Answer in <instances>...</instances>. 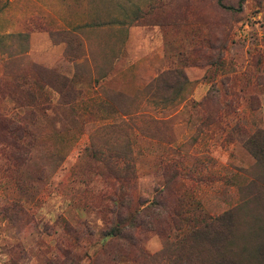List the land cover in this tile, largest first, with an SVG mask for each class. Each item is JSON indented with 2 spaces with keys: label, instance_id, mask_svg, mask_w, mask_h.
Masks as SVG:
<instances>
[{
  "label": "rangeland",
  "instance_id": "rangeland-1",
  "mask_svg": "<svg viewBox=\"0 0 264 264\" xmlns=\"http://www.w3.org/2000/svg\"><path fill=\"white\" fill-rule=\"evenodd\" d=\"M209 32L226 39L222 63L183 65ZM177 68L187 93L163 104L176 95L157 79ZM214 83L225 107L209 97ZM258 128L264 0L234 13L217 0H0V264L93 262L116 150L129 152L140 201L174 174L191 215L221 218L194 262L264 264V158L245 145ZM179 235L171 246L148 232L143 246L174 251Z\"/></svg>",
  "mask_w": 264,
  "mask_h": 264
},
{
  "label": "trees",
  "instance_id": "trees-1",
  "mask_svg": "<svg viewBox=\"0 0 264 264\" xmlns=\"http://www.w3.org/2000/svg\"><path fill=\"white\" fill-rule=\"evenodd\" d=\"M244 1L241 0L239 7L229 6L225 3V0H217V5L224 12L234 13L242 9ZM170 23L171 27L176 26L174 22H167V24ZM226 46V39L218 37L214 40L209 32V36L204 43L192 42L190 44L188 52L182 60L183 65H189L190 63L199 65L205 61L208 65H220L223 61ZM168 75H172L175 80L170 79L171 77L167 79L166 76ZM257 76L261 75L257 74ZM157 80L158 84L163 82V91L173 92L176 95L174 98L163 97L162 103L166 105L175 102L177 96L181 97L183 95L184 98L190 83L188 76L181 68L162 73ZM236 84L237 82L234 85ZM148 86L152 89L155 85L152 82ZM223 93L229 95L228 90L223 91L218 83H214L209 97H214L219 107H223L226 104L221 103L227 101ZM249 107L251 109L257 108L253 105V102H249ZM245 145L257 157L258 161L262 162L264 158V128H258L251 133L247 137ZM101 153L92 152L94 156L103 161L106 154ZM110 157H113L115 162L108 166L111 173L115 174L117 182H107L111 191L98 199L103 207L105 230L103 231L102 247L99 254L89 264H107L106 259L108 264H211L209 259L208 262L204 263L194 262L195 249L200 239H207L213 231H221L218 227L221 218L211 216L196 218L191 215L189 204L186 205L181 194L175 192L174 174L165 176L164 183L158 187L152 199L145 202L140 201L132 192L137 175L135 165L127 161L130 157L129 152L116 150L115 155H109L107 158ZM165 174L169 173L166 172ZM172 200L176 203L183 201V203L175 204L176 206L172 208L170 214L164 215L163 212L166 208L174 205L169 203ZM102 202H111L112 206H103ZM174 231L178 235L182 234L175 241L179 242L177 250L169 251L165 247V250L154 254H150L145 250L143 240L148 232L158 233L163 238L165 245L171 244V246H174L170 242Z\"/></svg>",
  "mask_w": 264,
  "mask_h": 264
}]
</instances>
